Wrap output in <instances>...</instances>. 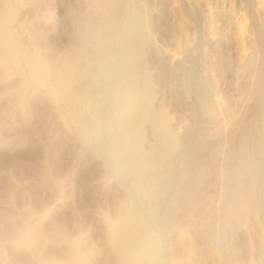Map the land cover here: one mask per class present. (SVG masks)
Here are the masks:
<instances>
[{
    "label": "rangeland",
    "instance_id": "rangeland-1",
    "mask_svg": "<svg viewBox=\"0 0 264 264\" xmlns=\"http://www.w3.org/2000/svg\"><path fill=\"white\" fill-rule=\"evenodd\" d=\"M90 1H14L12 27L19 45L35 50L56 69L73 51H80L81 63L96 41L105 51L90 61V70L99 72L87 75L82 101L66 97L58 106L34 86H23L0 61V264L64 262L77 249L82 264H115L118 253L106 243L104 219H118L123 204L126 214L145 224L154 264H262L261 0H101V9L94 12ZM137 15L147 32L140 67L150 87L148 108L162 112L180 138L169 156L170 182L157 202L126 173L132 163L126 162L136 156L135 144L131 154L123 152L126 162L116 148L122 129L116 78L127 66ZM108 17H113L112 30L105 25ZM257 70L262 81L256 86L252 74ZM138 115L139 144L148 153L155 143L153 126ZM118 156L127 167L119 166ZM253 161L262 181L258 203L249 204L237 223H229L228 196L236 187L251 188ZM208 214L216 231L211 241L203 236ZM170 219L178 227L171 229ZM181 228L188 237H177Z\"/></svg>",
    "mask_w": 264,
    "mask_h": 264
},
{
    "label": "bare ground",
    "instance_id": "bare-ground-1",
    "mask_svg": "<svg viewBox=\"0 0 264 264\" xmlns=\"http://www.w3.org/2000/svg\"><path fill=\"white\" fill-rule=\"evenodd\" d=\"M14 1L15 0H1V3H0V61H1L3 69L7 71L12 70L15 74L19 76L20 81L23 86H28V85L34 86V88L39 90L45 98H47L48 100H50V102H52L53 104L57 106L61 105L66 97H68V99L70 97V99H74V100L76 98V99H79L80 101V98L82 97L81 95L84 96L83 94L84 89L86 90L85 82H87L86 81V79L88 78L87 75L89 76L97 70V69L96 70L94 69L95 70L94 72L93 70H90V68H92V65L89 68L90 61L92 60V58L93 59L98 58V56L105 51V47L101 45L98 41H96L97 42L96 44L94 45L92 44L93 46L91 45L92 47L90 49H88V47L86 46L88 53L86 56H83V59L81 63L79 64H78V61H80L79 59H81L80 58L81 54L79 53L80 51L78 52L73 51L72 54L71 53L68 54L69 56H67L66 63L60 69H56L57 65L55 67L54 64L48 62L43 57H40V55L35 50L29 51V50L22 48L19 45L20 42H18L19 40L18 34L14 30L15 28L12 27V22H14L15 20V12H16ZM100 1L101 0H91L89 2L92 9H94L91 12L97 11V9H101L99 8L101 7L100 4H102L100 3ZM261 2H260L261 6H264V0H261ZM108 9L110 10V8ZM105 13L108 14L107 11ZM139 14L140 13L138 12V15ZM140 16H138L139 17L138 19H135L137 21V22L135 21V24L138 23V26L137 28L133 27V31L135 29L136 34L134 33L135 34L133 35L134 37L131 38L132 41L130 40L131 44L129 45L130 46L129 54L126 57V60H124L126 61L124 63H126L127 66L123 65L124 63L122 64L123 68H126V69H124L125 70L124 71L122 68V71H121V68H120L121 75H118L120 77L116 78V81L118 80L117 85H118V90L120 93L119 99L116 95L117 97L116 100L118 101L120 100L118 108H119L120 115H121V128H122L121 133H120L121 138H119L120 141L118 143L119 145H116V148L118 150L121 149L119 151L117 150L118 152L121 151L122 153L124 152L126 155H128L131 153H127V152L129 151V149L132 148V145L135 144V146H133L134 149H132L135 151L134 154L136 155L134 160L133 158H131L130 160L132 161H130L129 157H126L125 154L123 153L124 154L123 159L125 160L126 158H128L129 160L128 163L126 162L127 159L125 160L126 165L132 162L129 165L130 170L128 169L129 171H126V173L130 172L129 175L133 179V180L131 179V182L135 181V185H137L139 191L143 195L150 198L153 202H157L161 198L163 191L167 188L170 182V175L168 171L169 165H170L169 156L172 150L175 149V147H177V145L179 144L180 138L177 136L176 133H174L168 128L166 117L162 112H153L151 111L152 109L149 110L148 108L150 87H149V82L147 78L145 77V75H142V69L140 67L141 59H142V50H143L142 45H143L144 40L147 38V32L142 25L143 23H141ZM104 18H107V17H104ZM112 18L113 17H111V19ZM111 19L110 18L106 19L107 22L106 20H104L106 22V24L105 22L104 24L107 27H109V29L112 30L113 28L112 20L113 19L112 20ZM120 29H119V33L121 31ZM114 36H115V31H114ZM114 40L116 42V39ZM109 41H110V38H109ZM86 52L84 51V53ZM65 57H63V59H65ZM62 64L60 63V66ZM95 68L97 67L95 66ZM259 71L257 70L256 72L252 74L253 75L252 78L254 80L253 83H255L256 86L262 81V76ZM94 75L95 73L93 74V76ZM51 76H57L58 79L52 80L55 77L51 78ZM79 105H81V103ZM72 109H71V112H72ZM75 113H76V109H75ZM71 114L70 116L74 117V115L73 114L71 115ZM137 115L139 116V118L142 117V119L147 118L149 121H151V124L153 126V132L155 135V143L151 147L148 153H145L142 150L141 145L139 144L141 140V128L139 124L140 120L138 121L135 120V117ZM75 117H78V116H75ZM75 119L77 120V118ZM75 125L77 126V122ZM241 140L243 142H247L248 130L244 132ZM122 153H119V155ZM235 155H236L235 156L236 163L237 165H239V162L242 157V151L236 152ZM231 156H234V155L231 154ZM119 158L120 156H118V159ZM120 159L124 161L122 158ZM232 159H234V157ZM122 161H120V163L117 162L119 163V166L121 168L124 165V162ZM124 167H127V166L124 165ZM233 167L235 168L236 165ZM259 172H260V167H259L258 162L253 161L252 162V175H251L253 187L251 186L249 190H244L240 186L236 187L233 193L231 194V196H228L229 199L226 203L227 217L226 216L225 217L229 223H233V224L237 223L239 220V217L242 214H244L249 204L252 203V204L257 205L258 195H259V190H260L259 186L261 185V182H262ZM126 210H127L126 205L123 204L119 208L118 219L116 220H110L108 218L104 219L106 243L110 249L116 248L117 253H118L115 264H154V246H153V242L151 238L148 237L144 229L145 224L142 223L133 213L130 215L129 213L126 214L125 213ZM208 215L209 216H207L208 218L206 217V221L205 219H204L205 222L203 221L204 222L203 236L208 241H211L213 237L215 236L216 231H215V225L211 219V216L210 214ZM168 226L171 229L173 227L174 228L178 227L177 223L173 222V220L171 219L168 221ZM15 234H18V232ZM187 235H188V231L186 229L181 228L177 234V237L184 238ZM16 237L18 238V240L23 239V235H16ZM41 264H82V258L77 249L64 262H56V261L47 262L45 260H42ZM170 264H176V263L170 261ZM235 264H240V262L236 261ZM262 264H264V259H263Z\"/></svg>",
    "mask_w": 264,
    "mask_h": 264
}]
</instances>
